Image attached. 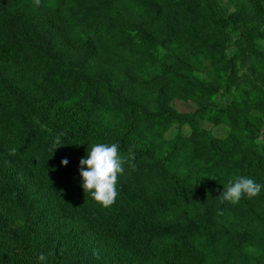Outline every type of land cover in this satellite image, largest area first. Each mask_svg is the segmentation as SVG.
<instances>
[{
    "label": "rangeland",
    "instance_id": "374dc122",
    "mask_svg": "<svg viewBox=\"0 0 264 264\" xmlns=\"http://www.w3.org/2000/svg\"><path fill=\"white\" fill-rule=\"evenodd\" d=\"M110 1L41 0L40 6H36L33 0H0V17L17 8L22 12L23 8L31 15L30 34L36 45L56 56L62 66L80 69L94 82L103 79L118 95L148 112L161 113V128L147 134L148 138L166 144L177 135L183 136L186 142L181 156L200 169L210 159L215 146L225 152L239 146L264 154V0H148L159 9L156 16L160 19L148 30L150 33L139 22L155 18L143 4L145 1L119 0L110 10L111 26H103L90 41L82 38L76 21L97 16ZM171 18L178 19L173 41H160V32L166 31L165 20ZM127 41L130 44L123 58L116 57L114 47ZM189 86L212 88L216 93L197 96L189 91ZM212 101L224 112L219 116L198 115L199 109L212 105ZM1 132L10 136L18 134L47 160V168L69 167L75 171L73 176L78 173L79 180V161L86 158L85 148L97 141L92 138L73 144L65 138L62 127L42 119L34 111L26 112L2 101ZM58 135L61 144L55 145L58 148L53 153L51 149ZM248 158L238 161L227 156L211 170L222 179L219 183L208 185L205 191L183 187L178 193L187 201L199 199V203L213 206L220 203L216 198L230 179L247 177L248 172L249 177L262 185L260 193L264 195V172H261L264 157L260 172L255 174L246 171L254 161ZM63 159L68 160L66 166H61ZM151 160L139 157L134 164L147 165ZM124 169L117 187L126 182L129 168ZM49 176V172L44 175L35 172L9 155L0 140V187L18 190L27 209V215H22L0 197V220L8 229L0 231L6 239L4 246L0 244L4 252L28 262L18 243L22 240L26 243L35 234L40 241L48 236V249L59 238H67L72 250L66 264H168L138 245H121L71 213L60 190L48 180ZM123 203L134 212L138 227H171L185 222L200 223L204 219V212L196 203H179L170 208L149 203L135 194L125 196ZM255 206L264 215V203ZM227 216L238 220L235 213ZM258 227L263 233V227ZM231 240L228 237V245ZM247 240L249 264H264L252 257L258 252L256 239ZM223 243L221 253L225 249ZM37 249L43 247L38 245ZM93 250L99 251V260ZM242 262L235 260V264Z\"/></svg>",
    "mask_w": 264,
    "mask_h": 264
},
{
    "label": "trees",
    "instance_id": "16d2710c",
    "mask_svg": "<svg viewBox=\"0 0 264 264\" xmlns=\"http://www.w3.org/2000/svg\"><path fill=\"white\" fill-rule=\"evenodd\" d=\"M118 1L111 0L97 16L79 18L75 25L80 28V36L90 41L89 38L97 36L103 26L110 27V10ZM144 1L143 4L153 12L155 18L141 19L139 22L143 30L150 33L148 30L160 20L156 16L159 9L148 0ZM23 10L21 12L17 8L13 13H2L0 17V101L26 112L34 111L42 119L62 127L65 138L73 144L84 143L92 138L97 140L95 143H117L123 158L134 157V163L139 157H144L152 159V162L136 166V170L125 164L124 168H129L126 182L120 187L116 186L117 191L125 192V195L118 194L115 203L104 208L91 198L90 193H84L82 181L77 179L78 173L73 176L75 171L69 167L47 168V160L37 153L32 143L23 141L18 134L10 136L0 133L6 152L31 166L35 172L43 175L49 172L48 180L60 190L69 211L84 218L101 234L112 237L121 245H138L168 264H235L237 259H242V264H249L247 239L255 238L259 246L255 248L258 252H254L252 257L264 262V232L258 227L264 229V215L255 206L264 203L263 194L259 193L251 199L244 197L238 204L225 202L206 206L199 203V199L187 201L178 193L183 187L205 191L208 185L219 183L222 179L211 170L227 156L228 159L236 157L238 161L248 157L254 159L246 171L254 174L255 171L260 172L264 154L239 146L225 152L215 146L210 152V159L200 169L193 161L181 156L186 142L183 136L177 135L166 144L149 139L147 134L156 132L162 126L161 113L148 112L137 103L118 95V91L115 92L103 79L94 82L80 69L62 66L56 56L35 44L30 34L31 15ZM165 21L166 31L160 32V41H173L171 37L177 30L178 19ZM129 44L127 41L115 46V56L123 58ZM188 89L197 96H212L216 93L214 89L206 87L189 86ZM211 104L201 107L198 115L219 116L224 112V109L214 106V101ZM95 143L88 145L84 153L87 154ZM246 174L247 178L255 181L248 172ZM130 194L170 208L179 203L199 204L204 219L200 223L185 222L171 227H138L134 212L127 210L123 203L125 196L129 197ZM0 197L22 215H27L18 190L0 187ZM234 213L237 214V221L227 216ZM6 230L7 227L0 220V231ZM228 232L234 235L229 236ZM228 237L232 239L229 245ZM41 238L40 241L32 234L26 243L23 244V240L18 243L24 256L28 257V262L0 249V264H39L38 256L41 253L47 256L46 264H66V258L72 250L68 239L59 238L48 249V236ZM0 241L4 246L6 239L3 235H0ZM222 243L225 249L221 253ZM38 245L43 249L38 250Z\"/></svg>",
    "mask_w": 264,
    "mask_h": 264
},
{
    "label": "clouds",
    "instance_id": "9594fccd",
    "mask_svg": "<svg viewBox=\"0 0 264 264\" xmlns=\"http://www.w3.org/2000/svg\"><path fill=\"white\" fill-rule=\"evenodd\" d=\"M36 6H40L41 0H33ZM62 135V133L60 134ZM60 135L54 141L52 152L58 148L55 145L61 144ZM134 157L125 159L121 156L117 143H95L87 152L86 158L79 161V176L82 181L84 193H90L91 198L104 208L112 206L118 196L117 183L119 177L124 173V165L132 170H136V165L132 162ZM68 164L67 159L61 161V166ZM54 170V169H53ZM262 185L253 179L236 176L230 179L223 188L221 194L216 198L220 203L238 204L244 197L249 199L256 197L261 191ZM222 214V213H218ZM49 253L48 255H51ZM94 257L99 260L98 250H93ZM47 256L41 253L38 256L39 264H46Z\"/></svg>",
    "mask_w": 264,
    "mask_h": 264
}]
</instances>
